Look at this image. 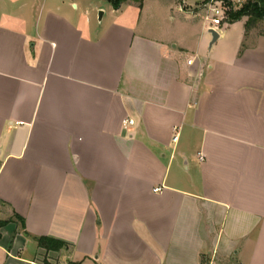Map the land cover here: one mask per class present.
Here are the masks:
<instances>
[{"label":"crops","instance_id":"crops-1","mask_svg":"<svg viewBox=\"0 0 264 264\" xmlns=\"http://www.w3.org/2000/svg\"><path fill=\"white\" fill-rule=\"evenodd\" d=\"M198 1L0 0V264H264V23Z\"/></svg>","mask_w":264,"mask_h":264},{"label":"trees","instance_id":"trees-1","mask_svg":"<svg viewBox=\"0 0 264 264\" xmlns=\"http://www.w3.org/2000/svg\"><path fill=\"white\" fill-rule=\"evenodd\" d=\"M115 8H118L122 3L128 0H110ZM140 4L143 3L144 0H135ZM243 17H247L246 21V34L254 28L259 22L264 23V0H246L244 6L238 11L230 12V16L227 22H234L236 20H240ZM262 34H264V28L262 29ZM0 204H3L0 202ZM6 223L5 220L0 219V227ZM39 243L41 246L46 247L47 249L60 250L65 247L67 243L52 239L48 237H40Z\"/></svg>","mask_w":264,"mask_h":264},{"label":"built area","instance_id":"built-area-1","mask_svg":"<svg viewBox=\"0 0 264 264\" xmlns=\"http://www.w3.org/2000/svg\"><path fill=\"white\" fill-rule=\"evenodd\" d=\"M242 0H206L205 2V21L207 23V29L214 28L217 31L220 29L221 25L224 22L228 21L227 16V5L233 2H240ZM193 60H189L192 63ZM134 124V120L132 118H127L124 121V127L127 128L129 125ZM177 137H174L176 140ZM199 157L201 160L204 159L203 153H199ZM157 190V189H156Z\"/></svg>","mask_w":264,"mask_h":264},{"label":"rangeland","instance_id":"rangeland-1","mask_svg":"<svg viewBox=\"0 0 264 264\" xmlns=\"http://www.w3.org/2000/svg\"><path fill=\"white\" fill-rule=\"evenodd\" d=\"M205 2L206 0H199L195 4H188L185 3V9L189 12H193L199 15L201 19H205L206 15V9H205ZM246 0H242L240 2H233L231 4L227 5V16L229 18L230 12L233 11V13L238 12L245 4Z\"/></svg>","mask_w":264,"mask_h":264},{"label":"water","instance_id":"water-1","mask_svg":"<svg viewBox=\"0 0 264 264\" xmlns=\"http://www.w3.org/2000/svg\"><path fill=\"white\" fill-rule=\"evenodd\" d=\"M102 11H100V13H99V17H102ZM208 32L211 34V36H212V40H211V43H210V46H212V44L218 39V37H219V31H217L216 29H214V28H210L209 30H208Z\"/></svg>","mask_w":264,"mask_h":264}]
</instances>
